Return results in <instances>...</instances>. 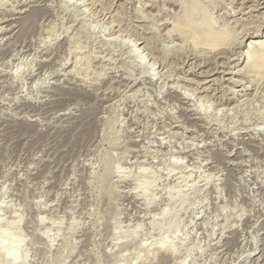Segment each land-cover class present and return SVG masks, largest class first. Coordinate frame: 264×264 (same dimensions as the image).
Masks as SVG:
<instances>
[{
	"label": "rangeland",
	"instance_id": "rangeland-1",
	"mask_svg": "<svg viewBox=\"0 0 264 264\" xmlns=\"http://www.w3.org/2000/svg\"><path fill=\"white\" fill-rule=\"evenodd\" d=\"M0 264H264V0H0Z\"/></svg>",
	"mask_w": 264,
	"mask_h": 264
},
{
	"label": "bare ground",
	"instance_id": "bare-ground-1",
	"mask_svg": "<svg viewBox=\"0 0 264 264\" xmlns=\"http://www.w3.org/2000/svg\"><path fill=\"white\" fill-rule=\"evenodd\" d=\"M192 10H193V9H192ZM191 13H192V12H191ZM204 23H205V22H204ZM206 24H207V23H206ZM208 33H209V32H208ZM219 36H220V35H219ZM222 36H223V35H222ZM209 37H210V35L208 34V38H209ZM213 37H216V36H213ZM213 37H212V38H213ZM206 38H207V37H206ZM214 39H215V38H213V40H214ZM209 40H211V39L209 38ZM215 40H216V39H215ZM218 41H219V40H218ZM211 42H213V41H211ZM257 44H258V45H257ZM257 44H256L257 46H261V43H257ZM211 45H212V44H211ZM260 48H261V47H260ZM259 55H260V54H259ZM249 56H251L250 53H249ZM256 57H257V56H256ZM262 58H263V57H262ZM256 60H257V59H256ZM260 60H261V59H260ZM260 60H259V61H260ZM262 61H263V60H262ZM257 63H258V62H257ZM259 63H260V62H259ZM13 250H14V247H12V246H9V247H8V252H9V253H13Z\"/></svg>",
	"mask_w": 264,
	"mask_h": 264
}]
</instances>
